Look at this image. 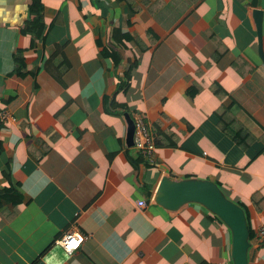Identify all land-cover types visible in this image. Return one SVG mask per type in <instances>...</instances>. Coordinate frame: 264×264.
Returning <instances> with one entry per match:
<instances>
[{"label":"crops","instance_id":"1","mask_svg":"<svg viewBox=\"0 0 264 264\" xmlns=\"http://www.w3.org/2000/svg\"><path fill=\"white\" fill-rule=\"evenodd\" d=\"M29 3L0 0V193L13 184L24 197L0 211V264H233L231 231L216 215L155 203L163 176L213 181L246 205L247 264H264L255 234L264 209L252 204L264 197L253 14L263 13L264 57V0H41L39 34L26 25ZM220 105L251 141L220 129ZM125 113L141 114L154 138L161 117L176 144L150 154L128 146ZM72 228L85 238L66 253L57 241Z\"/></svg>","mask_w":264,"mask_h":264},{"label":"water","instance_id":"2","mask_svg":"<svg viewBox=\"0 0 264 264\" xmlns=\"http://www.w3.org/2000/svg\"><path fill=\"white\" fill-rule=\"evenodd\" d=\"M256 24L258 49L262 60V21L261 10L253 11ZM126 121V143L133 145L134 125L128 113ZM154 201L167 210H176L184 204L195 202L204 206L225 223L231 231V255L233 264H247L249 230L243 208L230 200L218 185L207 179L174 178L163 176L154 194Z\"/></svg>","mask_w":264,"mask_h":264},{"label":"trees","instance_id":"3","mask_svg":"<svg viewBox=\"0 0 264 264\" xmlns=\"http://www.w3.org/2000/svg\"><path fill=\"white\" fill-rule=\"evenodd\" d=\"M249 4H246V6ZM41 10H42V4L41 0H30V3L28 4V19L26 21V25H31L33 32L36 34H39V30L41 28ZM106 54V52H104ZM219 53L217 52L215 55H213V58H217V55ZM114 61L118 63L119 58H114ZM200 72V71H199ZM198 72V73H199ZM125 90L126 85L120 80L118 87L116 89V93L120 90ZM198 89V86H195L193 90H190V93L194 95L196 90ZM210 89L213 94H215L217 97L222 98L226 91L222 89V87L217 83H212L210 85ZM113 102V101H112ZM132 117L133 115L130 114ZM213 117L216 121V124L220 127L221 130L225 131L227 134H229L230 138L234 140L236 143H238L240 146L245 145L247 142L251 141L252 137L250 136V133L244 129L242 124H240L236 118L232 115L228 107L225 106H219L213 114ZM152 129L155 134V145L157 146H173L177 142L176 135L171 131L169 126H165V123L163 124V119L159 117L155 123L152 124ZM45 147L38 153L37 159L40 158L42 155V152L44 151ZM263 147H260L257 149L253 157L257 156L261 151ZM11 186L6 188L4 192L0 193V211L8 215L7 212L10 211V209L17 203H20L23 201L24 197L20 194V192L13 186V184H10ZM240 205L246 215L247 224H248V230H249V238H251L254 235V231L251 229L249 224V212L246 207V205L242 203H237ZM252 204L253 208L256 211H260L264 209V197L261 193H255L252 196Z\"/></svg>","mask_w":264,"mask_h":264},{"label":"built area","instance_id":"4","mask_svg":"<svg viewBox=\"0 0 264 264\" xmlns=\"http://www.w3.org/2000/svg\"><path fill=\"white\" fill-rule=\"evenodd\" d=\"M3 113V112H2ZM1 116L3 119L7 120V114L4 113ZM133 124H134V145L136 147L143 149L144 153L150 154L155 146L154 136L152 132L148 129L146 122L143 120L141 114H135L133 116ZM138 206L144 204L143 200L138 201ZM256 237L259 238L262 242H264V222H261L256 228ZM85 235L79 232L76 228H72L68 230L66 233L62 235V237L57 241L58 244L62 247V249L66 253H72L77 250L81 241H83ZM218 264V263H215Z\"/></svg>","mask_w":264,"mask_h":264},{"label":"clouds","instance_id":"5","mask_svg":"<svg viewBox=\"0 0 264 264\" xmlns=\"http://www.w3.org/2000/svg\"><path fill=\"white\" fill-rule=\"evenodd\" d=\"M135 114H139V113H135ZM135 114H134V115H135ZM134 115H133V116H134ZM131 118H132V121H133V117H131ZM133 125H134V124H133ZM133 142H134V139H133Z\"/></svg>","mask_w":264,"mask_h":264},{"label":"rangeland","instance_id":"6","mask_svg":"<svg viewBox=\"0 0 264 264\" xmlns=\"http://www.w3.org/2000/svg\"><path fill=\"white\" fill-rule=\"evenodd\" d=\"M134 138V137H133Z\"/></svg>","mask_w":264,"mask_h":264}]
</instances>
